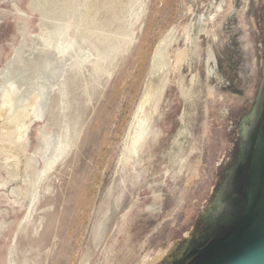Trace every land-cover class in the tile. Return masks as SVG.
<instances>
[{
    "label": "rangeland",
    "instance_id": "1",
    "mask_svg": "<svg viewBox=\"0 0 264 264\" xmlns=\"http://www.w3.org/2000/svg\"><path fill=\"white\" fill-rule=\"evenodd\" d=\"M190 2L0 0V264H122L182 118ZM148 85L146 165L122 168Z\"/></svg>",
    "mask_w": 264,
    "mask_h": 264
},
{
    "label": "water",
    "instance_id": "2",
    "mask_svg": "<svg viewBox=\"0 0 264 264\" xmlns=\"http://www.w3.org/2000/svg\"><path fill=\"white\" fill-rule=\"evenodd\" d=\"M122 264H264V0H191L182 118Z\"/></svg>",
    "mask_w": 264,
    "mask_h": 264
},
{
    "label": "bare ground",
    "instance_id": "3",
    "mask_svg": "<svg viewBox=\"0 0 264 264\" xmlns=\"http://www.w3.org/2000/svg\"><path fill=\"white\" fill-rule=\"evenodd\" d=\"M34 2L35 1H33V4H34ZM56 28V27H55ZM54 28V29H55ZM59 28H61V27H58V30H59ZM64 29H66V28H64ZM53 31V30H52ZM62 31V29H60V32ZM66 31V30H65ZM173 31V30H172ZM51 32V31H50ZM56 32V31H55ZM55 32H54V34H55ZM58 32V31H57ZM59 32V33H60ZM186 33H188L187 32V28H186V31H185ZM58 33V34H59ZM185 33V35H187ZM53 34V33H52ZM167 34V33H166ZM168 34H169V32H168ZM182 34V33H181ZM47 35V34H46ZM45 34L43 35V36H46ZM49 35H51V34H49ZM48 35V36H49ZM47 36V37H48ZM51 36H53V35H51ZM59 35H57V37H58ZM180 36V35H179ZM38 37V36H37ZM53 37H55V36H53ZM57 37H55V38H57ZM41 38V37H40ZM45 38V37H44ZM50 38V36L48 37V39ZM47 39V38H46ZM47 39V40H48ZM52 39V38H51ZM54 39V38H53ZM184 39V38H183ZM42 40H44V39H42ZM163 40V39H162ZM170 40H172V39H170ZM49 41V40H48ZM53 41V40H52ZM175 39H174V43H175ZM185 40H183V42H184ZM50 42V41H49ZM54 42V41H53ZM167 42V41H166ZM177 42V41H176ZM48 43V42H47ZM54 43H57V42H54ZM77 43V42H76ZM41 44V43H40ZM46 44V43H45ZM50 44V43H49ZM74 44V43H73ZM168 44V43H167ZM167 44H166V46H167ZM171 44H172V42H171ZM183 44V43H182ZM44 45V44H43ZM55 45V44H54ZM57 45H58V43H57ZM70 45V44H69ZM158 45H160V44H158ZM52 46V45H51ZM180 47V46H179ZM184 47V46H183ZM46 48V47H45ZM48 48V47H47ZM56 48V47H55ZM70 48V47H69ZM73 48V47H72ZM72 48H70V49H72ZM58 49V48H57ZM67 49V48H66ZM65 49V50H66ZM115 49V48H114ZM165 49V48H164ZM171 49V48H170ZM186 49V48H185ZM33 50H35V49H33ZM69 50V49H68ZM73 50H74V48H73ZM100 50V49H99ZM104 51H103V53L101 54V56H100V58L102 57H107V55L111 52V49H110V47H109V45H106V47H104V49H103ZM174 50V49H173ZM182 50V49H181ZM39 51V50H38ZM41 51V50H40ZM157 51V50H156ZM164 51V50H163ZM176 51V50H175ZM180 51V50H179ZM185 51V50H184ZM184 51H183V53H184ZM45 52V51H44ZM61 52V51H60ZM67 52V51H66ZM100 52V51H99ZM158 52H160V51H158ZM169 52V51H168ZM181 52V51H180ZM51 52H49V54H50ZM54 53V52H53ZM65 53V52H64ZM163 52H162V50H161V54H162ZM43 54V53H42ZM57 54V53H56ZM82 54V53H81ZM160 54V53H159ZM165 54V53H164ZM163 54V55H164ZM167 54V53H166ZM52 56H53V54H51ZM50 55V56H51ZM62 55H64V54H62ZM69 55V54H68ZM68 55L66 54V56L68 57ZM171 55V54H170ZM179 55H181V56H183L182 55V53L181 54H179ZM43 56H44V54H43ZM99 56V55H98ZM156 56H157V53H156ZM169 56V55H168ZM48 57V56H47ZM55 57V56H54ZM67 57H64V58H67ZM72 57V56H71ZM164 57V56H163ZM176 57H177V55H176ZM175 57V58H176ZM56 58V57H55ZM54 58V59H55ZM63 58V57H62ZM167 58V57H166ZM179 58L180 57H177L176 58V60L175 61H180L179 60ZM184 58V57H183ZM40 59V58H39ZM48 59V58H47ZM58 59V58H57ZM61 59V58H60ZM156 62H158L159 64H160V66L161 65H163L162 64V61L161 60H163L162 59V56L161 55H159V56H157L156 58ZM170 59V58H169ZM168 59V60H169ZM56 60V59H55ZM55 60H54V62H55ZM62 60V59H61ZM167 60V59H166ZM47 61H49V59L47 60ZM51 61V60H50ZM58 61V60H57ZM82 61V60H81ZM170 61V60H169ZM169 61H168V63H169ZM52 62H53V59H52ZM63 62V61H62ZM61 62V63H62ZM77 62V61H76ZM51 63V62H50ZM43 64H44V62H43ZM51 64H54V63H51ZM50 64V66H52ZM33 65V64H32ZM49 65V64H48ZM57 65V64H56ZM63 65H65V64H63ZM98 64L96 63V66H97ZM45 66H47V65H45ZM44 66V67H45ZM62 66V65H61ZM60 66V67H61ZM100 66V65H99ZM162 67V66H161ZM45 68H48V67H45ZM44 68V69H45ZM52 68V67H51ZM56 68V67H55ZM59 68V67H58ZM63 68V67H62ZM62 68H60L61 70H62ZM99 68V67H98ZM39 69L40 68H38V71H39ZM48 69H50V67L48 68ZM37 70V69H36ZM46 70V69H45ZM56 70H57V68H56ZM41 71L42 72H45L44 70H42L41 69ZM49 71V70H48ZM60 71V70H59ZM42 72H41V74H42ZM36 73V72H35ZM40 73V72H39ZM40 74V75H41ZM50 74H52V73H50ZM49 74V75H50ZM34 75H36V74H34ZM25 76V75H24ZM47 76H48V74H47ZM60 76V75H59ZM44 77V76H43ZM36 79V78H35ZM183 81V80H182ZM33 82V81H32ZM179 82V81H178ZM183 83V82H182ZM11 84V83H10ZM7 85V84H6ZM9 85V84H8ZM12 85V84H11ZM34 85V84H33ZM44 85V84H43ZM49 85V84H48ZM52 85V84H51ZM10 86V85H9ZM42 86V85H41ZM7 88L8 89H10L8 86H7ZM7 88H4L6 91L8 90ZM33 88V87H32ZM24 89V88H23ZM182 89V91L184 92V88H181ZM4 90V91H5ZM11 90H12V88H11ZM19 90V89H18ZM33 90V89H32ZM40 90V89H39ZM3 91V92H4ZM37 92V91H36ZM152 92H154V91H151V87L148 85L147 86V88H146V90H145V92H144V97H143V101H141V105L139 106L140 108H139V110L137 111V114H136V119H134V123L132 124V126L130 127V131H129V133H128V137H127V140H126V142H125V147L123 148L124 149V151H123V156H122V159H121V165L120 166H122V168L123 167H126L127 165H130L133 169H134V166H138V165H140V164H142V163H145V160H146V158H147V156L148 155H146L145 156V153L147 152V149H148V145L150 144V143H152L153 142V140L150 138V137H152L154 134H153V131H152V127H151V124H152V118H153V111H154V107H155V105H156V102L154 101V100H156V96L158 97V95L156 94V96L154 95L153 97L155 98H153L152 99ZM10 93V92H9ZM17 93V92H16ZM8 94V93H7ZM7 94H6V97H7ZM11 94V93H10ZM11 96H12V94H11ZM19 96V95H18ZM8 97H10L9 95H8ZM13 97V96H12ZM11 97V98H12ZM2 98H4V95L2 96ZM10 98V99H11ZM9 99V98H8ZM12 100V99H11ZM11 100H8L9 102L11 101ZM33 101V100H32ZM31 101V102H32ZM23 102V101H22ZM151 102H153V104L151 103ZM8 103V102H7ZM35 103H36V101H35ZM32 105V104H31ZM13 106H14V104H13ZM10 107H12V105L10 106ZM16 108H18V107H16ZM8 109V108H7ZM16 110V109H15ZM145 110H147L146 112H145ZM135 111V112H136ZM8 112V111H7ZM14 112H16V111H14ZM19 112V111H18ZM20 113V112H19ZM25 113V112H24ZM23 113V114H24ZM18 116H20L19 114H17ZM26 115V114H25ZM15 116H16V114H15ZM21 117V116H20ZM20 117H19V119H20ZM26 117H27V115H26ZM18 118H16V121H18L17 120ZM22 119H24V117H22ZM21 119V123H22V120ZM24 120H27V119H24ZM13 121H15V118H14V120ZM19 122V121H18ZM9 124H11V123H9ZM20 124V123H19ZM18 124V125H19ZM23 125L24 124H26V123H22ZM17 125V124H16ZM23 125H22V127H23ZM11 126H13V125H11ZM15 126V125H14ZM25 127H26V125H24ZM17 127V126H16ZM21 127V126H20ZM21 127V128H22ZM12 128V127H11ZM15 129V128H14ZM10 130H12V129H10ZM19 130V129H18ZM22 130H24V129H22ZM21 130V131H22ZM14 131V130H13ZM16 132V131H15ZM19 132V131H18ZM23 132V131H22ZM10 133H12V132H10ZM15 134V133H14ZM22 135H24V132L23 133H21ZM20 134V136L17 138V141L19 142V146L23 149V148H25V141H24V136H22ZM15 136V135H14ZM11 137V136H10ZM15 138V137H14ZM55 139V138H54ZM157 139V138H156ZM10 140H11V138H10ZM13 140H16V139H13ZM43 140V139H42ZM53 140V139H52ZM65 140V139H64ZM24 141V142H23ZM61 141V140H60ZM10 142V141H9ZM9 142H8V144H9ZM56 143V142H55ZM16 144V143H15ZM18 144V143H17ZM47 145V144H46ZM8 146V145H7ZM61 145H59V147H60ZM9 147H11V145L9 146ZM16 147V146H15ZM63 147V146H62ZM6 148V147H5ZM17 148V147H16ZM10 149V148H9ZM21 149V150H22ZM61 149V148H60ZM25 150H27V149H25ZM63 150L64 149H62L61 151L63 152ZM16 152H17V150H15ZM25 152V151H24ZM13 153H14V151H13ZM19 153V152H18ZM27 153V152H26ZM22 154H23V152H22ZM25 154V153H24ZM46 155V154H45ZM18 156V155H17ZM121 157V156H120ZM19 160V159H18ZM27 160V159H26ZM30 161V160H29ZM47 161V160H46ZM46 161H45V163H46ZM31 163V162H30ZM29 163V164H30ZM25 164V163H24ZM47 164V163H46ZM28 165V164H27ZM145 165H146V163H145ZM144 165V166H145ZM43 166H46V165H43ZM142 167V166H141ZM50 168V167H49ZM131 168V169H132ZM140 168V167H139ZM45 169V168H44ZM136 169V168H135ZM143 170V169H142ZM123 171V170H122ZM135 171V170H134ZM133 171V172H134ZM137 172V170L135 171V173ZM140 172V171H139ZM41 173H42V171H41ZM144 173H145V171L143 170V175H144ZM40 174V173H39ZM43 174V173H42ZM134 175V174H133ZM146 175V174H145ZM39 176V175H38ZM135 176V175H134ZM131 178H134V177H131ZM144 177H142V179H143ZM121 179V178H120ZM119 179V180H120ZM139 179V178H138ZM133 180V179H132ZM155 181H151V182H148V186L150 185V188L152 189V191H153V188H154V186H155ZM117 184H118V181H117ZM120 184V183H119ZM145 187V186H144ZM146 188V187H145ZM139 201H141V200H139ZM146 202V201H145ZM140 204V203H139ZM136 205V204H135ZM143 207H145V205L143 206ZM142 207V210L144 209ZM139 209H140V207H139ZM114 246V245H113Z\"/></svg>",
    "mask_w": 264,
    "mask_h": 264
},
{
    "label": "flooded vegetation",
    "instance_id": "4",
    "mask_svg": "<svg viewBox=\"0 0 264 264\" xmlns=\"http://www.w3.org/2000/svg\"><path fill=\"white\" fill-rule=\"evenodd\" d=\"M244 119H245V118H244ZM244 119L242 120V122H244ZM242 122H241V126H242ZM240 140H241V142H240V147H239L238 156H239V154H240V150H241V146H242V136H241ZM238 156H236V158H235L233 164H232V165L229 167V169L227 170V172H226V177H225V178H227L228 174L230 173V170H231L232 167L235 165V163H236V161H237V159H238ZM229 216H230V215L225 214V213L220 214V215L218 216V218H216V219L214 220V222L210 225L211 228H212V229H210V232L208 231V232L202 234V235L196 240V244H195V246H192L191 248L199 247L200 244H201L202 242H204L205 240H207L208 238H210V237H214V236L220 234V233L222 232V230H223V225H222V224H223V222L225 223V220H226ZM191 248H190V249H191Z\"/></svg>",
    "mask_w": 264,
    "mask_h": 264
}]
</instances>
